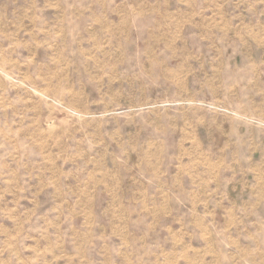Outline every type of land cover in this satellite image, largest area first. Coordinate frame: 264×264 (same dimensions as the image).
Instances as JSON below:
<instances>
[{
  "label": "rangeland",
  "instance_id": "374dc122",
  "mask_svg": "<svg viewBox=\"0 0 264 264\" xmlns=\"http://www.w3.org/2000/svg\"><path fill=\"white\" fill-rule=\"evenodd\" d=\"M0 264H264V0H0Z\"/></svg>",
  "mask_w": 264,
  "mask_h": 264
},
{
  "label": "bare ground",
  "instance_id": "6f19581e",
  "mask_svg": "<svg viewBox=\"0 0 264 264\" xmlns=\"http://www.w3.org/2000/svg\"><path fill=\"white\" fill-rule=\"evenodd\" d=\"M80 46H81V45H80ZM98 46H99V45H98ZM98 46H97V47H98ZM100 47H101V46H100ZM100 47H99V48H100ZM96 50H98V49H96ZM87 51H88V50H87ZM83 53H84V52H83ZM96 53H97V52H96ZM99 57H100V56H99ZM95 63H96V62H95ZM96 71H97V70H96Z\"/></svg>",
  "mask_w": 264,
  "mask_h": 264
}]
</instances>
